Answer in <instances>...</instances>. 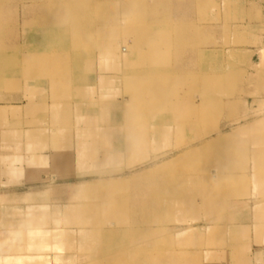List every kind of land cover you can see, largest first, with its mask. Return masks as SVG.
I'll list each match as a JSON object with an SVG mask.
<instances>
[{
	"label": "rangeland",
	"instance_id": "obj_1",
	"mask_svg": "<svg viewBox=\"0 0 264 264\" xmlns=\"http://www.w3.org/2000/svg\"><path fill=\"white\" fill-rule=\"evenodd\" d=\"M94 1L90 0V3ZM194 1L177 3L171 0L170 15L174 20L185 18L207 28L195 38L194 49L198 52L183 55L184 61L194 56L195 62H187L184 72L179 71L177 63L169 69L159 65L160 69L170 71L171 80L175 82V92L169 95L168 108L173 102L179 107L182 105L184 112L180 114L185 116L184 119L169 110H153L150 116V109L157 108V102H150L149 107L144 101L129 99L124 78L129 73L126 63L127 60L128 63L134 62L136 56L129 53L125 58L123 49L130 50L132 40L148 39L141 32L138 35L144 39L130 38L127 28L151 24L165 33L170 27L164 15H159L157 20L145 16L140 22L130 19L137 18L133 11L129 14L126 10L131 6L130 0L112 1L117 12H111L107 25L96 24L95 33L90 35L92 43L95 42L94 50L93 47L87 51L78 50L73 47L70 37L57 36V45L71 55L69 70L73 75L69 81L56 85L48 77L36 76L19 59L11 65L0 66V264H9L7 257H16L15 264H23L20 257H112L111 264H178L169 257L167 234H177L179 230L160 228L176 225L184 217L197 222L199 211L204 212L206 206L214 211L206 210L204 221L208 226H214L215 219L221 217L226 208L236 205L230 200L248 195L252 189L264 194V126L258 127L251 122L264 115L255 111L264 109V102L255 100L264 95L258 93L257 86L264 71V49L259 54L260 64L251 66L253 72L245 66L247 54L242 55V51L261 42L253 35L261 32L259 26L264 8L249 0H197L200 3L197 6ZM145 2L150 7L154 3L152 0H132L131 4L146 9ZM62 4L69 5V2L63 1ZM10 9L16 10V7ZM18 12L16 18L10 16L5 23L12 27L17 25L16 42L21 48V57L29 51L26 46L36 44L37 39L28 33L22 35L23 16L19 9ZM98 31H106L105 36L116 40V52L103 53L104 56H114V64H101ZM197 32H200L198 28ZM147 34L152 33L148 30ZM173 38L171 35L170 39ZM2 55L4 53H0ZM129 65L134 66V63ZM177 72L182 73L178 75L180 78ZM203 73L211 79H223L219 90L222 94L217 97L224 106L215 112L214 104H209L210 111H213L208 118L202 119L200 126L183 125L178 122L180 119L194 120L188 115L189 105L200 106L201 112L206 103L201 94ZM193 80L197 82L194 84ZM247 113L254 117H250V123L235 142L201 149L203 156L186 157L184 165L180 161L173 162L186 148H192L186 152L196 151L200 140L215 135L214 131H198L206 127L219 130L216 128L241 119ZM243 124L240 122L239 125ZM136 126L145 127L139 134L145 142L137 150L136 143H128V130ZM103 127H110V133L101 130ZM157 130L165 133H157ZM231 152L233 156L229 155ZM200 161L205 163L203 169L189 167ZM33 163L42 167L45 182L31 188H19L15 195L4 197L12 190L11 184H7L9 171ZM165 164L169 169L155 170ZM173 169H179L178 173L172 174ZM213 171L223 179L222 191L213 199L217 205L211 202L210 191L197 188V183L213 188L216 183L212 181ZM50 175L58 178V182H51ZM152 176L162 180L152 181ZM98 179L110 181L77 186L76 194L71 195L73 184H77L73 182ZM103 182H124L127 185L116 190L103 191V186L96 191L82 190ZM188 202L196 209L178 207L175 208L177 213L166 212L173 205H187ZM114 203L118 206L113 207ZM256 213L259 214L257 221L264 222V202L257 204ZM178 217L181 221L176 222ZM220 220L227 221L226 218ZM224 232L229 236L233 233L207 230L206 257H249V238L245 246L233 245L225 236L218 237L220 233L225 235ZM158 236L159 242L156 240ZM175 243V247L171 244L170 248L181 251L183 247ZM254 245L264 249L263 245L255 242ZM190 247L191 250L204 249L198 245ZM31 264L55 262L46 260L45 263L36 261Z\"/></svg>",
	"mask_w": 264,
	"mask_h": 264
},
{
	"label": "crops",
	"instance_id": "obj_2",
	"mask_svg": "<svg viewBox=\"0 0 264 264\" xmlns=\"http://www.w3.org/2000/svg\"><path fill=\"white\" fill-rule=\"evenodd\" d=\"M251 1L254 5H257L259 7L264 8V0H249ZM173 7V4H171L170 2V12L171 9ZM168 22H169V26H170V30H168V33H170L169 37H171V35H173L174 38L176 37H183L185 40H188L189 42H196L197 40L195 38L199 37L202 33L201 32H193L189 29L188 32H184L183 34H180L178 29L181 27H186V26H191L192 25V21L182 18V19H172L171 15L169 13V17H168ZM196 25V24H195ZM259 30L261 31L259 34H254V37H258L261 39V42L259 45L254 46V47H250L247 48L246 50L242 51V55H246L247 54V61H246V68L247 70L253 72V69L251 66L254 67L253 64H256L255 66H258L260 64L259 61V54L261 52L262 49H264V16L260 22V26H259ZM188 33V35H187ZM186 34V35H185ZM187 36V37H186ZM168 38V37H167ZM194 39V40H193ZM173 40V39H172ZM197 43V42H196ZM101 46V47H100ZM98 48H101V64L106 65L108 63L110 64H114L112 63V59H114V56L112 57V55L109 56H104L103 53L105 52H113L115 51L116 46L112 49L108 46V49L103 45H100ZM160 46L154 45L152 52H150L151 56L155 57V58H161L163 57V55H167L164 54V50H161L159 48ZM174 48V47H172ZM163 49V48H162ZM100 51V49H99ZM173 51V50H172ZM116 52V51H115ZM125 53V52H123ZM185 53H189V52H185ZM239 53V52H238ZM183 54V55H184ZM176 55H178V53L176 51L173 52V55L170 54V56H168V58L166 59V62H163V64L161 65L163 69H169V66L173 67L174 63L179 64V71H183L186 69V63L188 62V64H191L189 61H184L185 59L183 58V61H178V58H176ZM117 57V56H116ZM115 57V59H116ZM119 57V55H118ZM109 58V60H108ZM191 58V57H190ZM189 59V58H188ZM111 60V61H110ZM176 61V62H175ZM148 63V62H147ZM194 63V62H193ZM109 64V65H110ZM127 68H136L137 70L139 68H144L146 69V71H150L154 73V70H158L159 69V65L160 64H151L148 63L146 66H142L143 64L139 61H135L134 62V66H131L129 64L132 63H126ZM115 66V65H114ZM264 66V63H263ZM167 67V68H166ZM172 69V68H171ZM174 70V69H173ZM264 70V67H263ZM165 71V70H164ZM166 70L167 76L165 77H154L150 80L147 79H135V78H127L128 75H125L124 78L126 80V84H127V92L130 95L129 99H142L143 100H148L150 102H157V108L156 106H154L155 108L150 109L151 113L150 116H152V111L155 110L156 112L159 111H167L169 110L170 112L172 111L175 114H178V116H180V118L184 119V115L183 117L181 116V112H184L183 110V106L177 105L176 102H173V104L168 108V99H169V95L171 92H175V82L171 80L172 75H170ZM187 72V71H185ZM152 73V74H153ZM178 73V72H177ZM179 74L182 73H178L177 76ZM180 78V76H178ZM184 77H189L187 75H185ZM178 78V79H179ZM184 80L180 81L183 82ZM179 82V83H180ZM196 80H193L192 83H196ZM193 84V85H194ZM258 93L262 94L264 93V71L262 73V78L258 81ZM193 87V86H192ZM218 93H216V101L220 100L222 102V100L219 98L218 99ZM255 100L257 101H263L264 102V95L255 98ZM149 102V104H150ZM178 102V101H177ZM223 103V102H222ZM148 104V106L150 107V105ZM166 104V106H165ZM224 104V103H223ZM224 106V105H223ZM188 111V115L189 117L193 116L194 120H190L188 119V121H185L183 119H180V121H178L179 123L183 124V125H188V126H200L201 122L203 121L202 119H204L205 117H203V115H201L200 113V106H192L189 105L187 108ZM221 111V110H220ZM239 122V123H238ZM240 122H243V120L238 119V120H233L230 121L227 125L223 126L221 125L219 128V130H214V129H209L206 127V129L200 130L199 132H211L214 131L215 135L214 137L211 136V138H206L203 140H200L197 144V148L198 150L196 151H189L186 152V150L192 149L191 147L186 148V150H183L181 152L182 156L179 159L174 160L175 161H180V163H183L186 160V157H193L197 154H200L201 156H203L201 149H208V148H212V147H217V146H222L225 144H228L230 141L231 143L235 140L238 139V136L240 134L239 130H243V128H241ZM249 122V120H248ZM233 123L237 124V126H231ZM79 128V126H78ZM145 127H141V126H136L132 129H129L128 132L130 134V137H128V143L129 145H133V143H136V148L135 150L139 149L142 145V143H144L145 139L144 137H140L139 134H142L144 130H142ZM228 129L226 131H224V129ZM236 129V130H235ZM101 130H103L105 133H110V127L109 128H102ZM235 130V131H234ZM165 133V131L163 130H157V133ZM233 132V133H232ZM124 133H125V128H124ZM229 134V135H228ZM223 136H227L228 140L227 142H223V143H218L217 140H219L221 137ZM106 138V137H105ZM104 140V137H103ZM108 140V139H107ZM233 147H238L236 145H232ZM126 148V147H125ZM133 148V146H132ZM184 148V147H183ZM193 149H196V146H194ZM134 150V151H135ZM229 155L233 156V153H229ZM172 162V163H173ZM172 163H169V165H171ZM188 165V164H187ZM201 167L202 169L205 167V163L203 161H200L199 163H193L191 165H189V167ZM29 167V168H28ZM15 170H10L9 174H8V179H7V184H11L12 190L10 192H7L9 194H4L3 196L8 197L9 195H15L17 193V189L19 188H24V187H29L31 188L34 185H37L38 183H42L45 182V176L43 174H41L42 172V167L39 165H35L33 163V165H29V166H24L21 168H14ZM162 169H169L168 168V164L163 165L160 168H157L155 170H160L162 171ZM153 170V171H155ZM179 169H173V171L171 172L172 174H176L178 173ZM152 173V172H150ZM211 177H212V181L213 182H222L223 179H221L220 175H217L216 173L211 172ZM153 177V176H152ZM49 180L53 183L58 182V178L54 177V176H49ZM135 180V179H134ZM162 179H160L158 176H154L152 178V181H160ZM94 181H110L108 179H98V180H82L80 181H76L73 183H77V184H73L72 190H71V195L74 196L76 194V188L77 186H81L83 184H89L91 182ZM4 182L2 181L1 184H3ZM214 183V185L216 184ZM66 185H71V183H67ZM127 184H125L124 182H116V183H109V182H103V188L102 190H116V189H122L126 186ZM109 187V189H108ZM101 190V191H102ZM250 190V189H248ZM247 190V191H248ZM249 192V191H248ZM11 193V194H10ZM153 195V194H152ZM247 196V197H245ZM240 197H237L230 200V202H234L236 205L233 206H229L228 208H226V210L224 211L223 215L221 217H218L215 219V224L214 226H208L207 223L204 221V217H203V213H207V211L211 212L214 211L212 209H207L206 207H203V209H205V211H199V216H198V221L194 222L191 221L192 219H187V217H184L181 220L180 217H178L176 219V222H179L178 224H174V225H169L166 227H162L160 229H166V230H179V232L176 233H168L167 234V248L170 251V258L173 259V263L174 261L177 260L178 264H264V249L261 248H255L254 242L255 244H259L260 246L263 245L264 246V222H260L257 221V217H258V213H256V206L259 202H264V194L259 192V191H254L252 189V191L247 195ZM187 204V203H186ZM102 206H105V204H103ZM113 207L116 206V203H114L112 205ZM178 207H189L190 209H196V207L194 205H190L189 202L187 205H180V206H172L170 208H168V210L166 212H176V209H178ZM207 210V211H206ZM177 213V212H176ZM261 215V214H260ZM264 215V214H262ZM222 218H226L227 221H221L220 219ZM174 220V217L172 218ZM194 219V218H193ZM157 229L159 230V227H157ZM208 229H214V230H220L221 232L223 230L228 231H232V236L227 235L225 232V235L222 233H220V235H218V237H222L225 236V238H228L231 242H228L229 244H237V245H246V239L249 238V257H206V244H207V230ZM102 234V233H101ZM219 234V233H218ZM100 235V233H99ZM103 235V234H102ZM177 238V241L175 239V237ZM159 236L156 238V240L159 242ZM155 241V238H154ZM175 242H177V245H180L183 247V249H181V251H176L170 248V246H172L171 244H173V247H175ZM225 244V242H223ZM203 246L204 249H193L191 250L190 246ZM188 247V248H187ZM9 258V264H15V259L16 257H7ZM22 259V263L23 264H31L32 262H36V261H42L45 263L46 260H53L55 262V264H111L112 261V257H53L49 259V257H20ZM35 259L31 260L30 259ZM115 259L117 260H121V259H125L124 257H115ZM133 259V258H131ZM120 264V263H119ZM127 264V263H124Z\"/></svg>",
	"mask_w": 264,
	"mask_h": 264
},
{
	"label": "bare ground",
	"instance_id": "obj_3",
	"mask_svg": "<svg viewBox=\"0 0 264 264\" xmlns=\"http://www.w3.org/2000/svg\"><path fill=\"white\" fill-rule=\"evenodd\" d=\"M63 1H68L69 5L62 4ZM112 1L113 0H95L94 2L90 3V0H0V53H4V55L0 56V66L1 65H7V66L11 65L13 63H16V61L19 59L21 60V63L26 64L29 71L35 73L36 76L40 74L41 77L42 76L48 77L56 85L57 84L59 85L65 82L66 80L69 81L71 79V76L73 75L71 71L69 70L71 68L70 67L71 55L67 51L60 49V47L58 46L60 44L57 45V36L59 34H64L65 36H67V39L68 37H70L73 47L78 50L80 49V50L87 51V49L88 50L91 49L93 47V44L95 43L94 41L92 43V41L90 40L91 38L90 35L93 32L95 33L94 26L98 23H100L102 26L107 25L108 24L107 21L110 17L111 12L113 13L117 12L116 4L113 3ZM152 1H154V3L152 2L151 7L147 4V2H145L144 5L146 9H142V8L139 9L135 5L136 2L133 5L131 4L132 0H130L131 6H129L128 9L126 10L129 14H131V11H133L132 14L134 16H137V18L135 17V18H130V19H134L135 21L140 22L143 20L142 19L143 17L149 16L151 20H154V19L157 20L160 18L159 15H164V16H167V20H168L169 13H170L171 0H152ZM184 1L186 0H175V2L177 3L184 2ZM196 1L197 0H195L193 4L197 6L200 3L198 4V2ZM15 4H19L20 6L18 5L16 6ZM13 6L16 7V10L10 9ZM18 9L19 11H21V16H23V19L21 22V26L23 29L22 35H25L26 33H28L30 35H34L37 39L36 44H30L29 46H26V49H28L29 51H27V53H25L21 57H19V54L21 53L20 52L21 48L17 44L18 41L16 42V38H17L16 26L17 25L14 24V27H12L8 23H5L8 20L7 19L8 17L10 16L13 18L17 17V14L19 13ZM25 15H28L29 17L26 18ZM43 18H45V20H43ZM90 20H94V21H90ZM38 21H43L45 22V24L44 23L41 24ZM90 22H93V24H90ZM141 25H144V24H141ZM90 26H92L93 28H90ZM197 28L199 29L201 33L207 31V28H202L201 25L200 26L195 25V23H192L191 26L181 27L178 29V31L180 34H183L184 32H188L189 29L193 32H196ZM114 29L116 30L117 27H114ZM170 29L171 28L168 27V30ZM115 30L113 31V33L115 32ZM148 30L151 31L152 33L151 35L147 34ZM168 30L164 33V31L161 28H155V26L151 24L149 26H145V25L141 26V28L140 26H132L131 28L130 27L127 28V32L130 38L135 37L137 39H144L143 37L138 35V32H141L142 36L145 35L148 40L147 41L142 40L139 42H137L136 40H132V43H131L132 45L129 46L130 50H126L127 47L123 49L125 52L124 53L125 58L127 57L129 53H132L133 56H136V59L134 60V62L139 61L143 64L142 66H146L148 63L162 65L163 62H166V59L168 58V56H170V54L173 55L174 51L178 53V55H176V58H178V61H183L182 57H183L184 51L189 52V53L191 52L196 53V51L198 52V50L194 49L197 44L196 42H192V41L189 42L188 40H185L183 37H176V38H173V40H171L169 37L171 32L168 33ZM105 33L106 31L99 32L97 39L98 41L100 40L99 41L101 42L100 45H103L104 48L106 47L108 49V46H109L110 48L113 49L117 45L116 40L110 37L108 38L107 36H105ZM152 35H154V38H150L152 37ZM34 36L32 37L34 38ZM21 44L22 43H20V45ZM157 44L158 46H160L159 48L161 50H164V54H167V55H163V57L161 58H155L151 56L150 52H152L154 45H157ZM93 50H94V47H93ZM10 51L12 53L9 54L8 52ZM77 56H80V55H77ZM193 59H194V56L193 57L191 56V58L189 57L188 61L190 63H193L195 62ZM196 61H198V59ZM134 62L130 61L129 63H134ZM128 69H129L128 71L129 78L150 80L154 77L167 76L166 71L160 68L158 70H154V73L150 71H146V69L144 68L142 69L139 68L138 70L136 68H128ZM77 71L79 72V70ZM211 78H209L208 75H204L201 81V94L206 103L205 105L203 104L202 111L200 114L206 118H208L209 114H211L213 111V110L210 111L211 106L209 104H212V103L214 104L213 109L215 112L217 110H221V108L224 105L220 100L216 101V93L218 94L220 93L219 90L222 87L223 79L222 78L211 79ZM226 83H224V85ZM213 94L214 96H211ZM137 100L142 101V102L144 101L145 103H147V105L150 102L149 99L143 100V98L142 99L137 98L134 101L137 102ZM255 111L261 114L264 113V109H260V108ZM245 115L246 116L241 118V120H243V123H244L243 125L240 126L241 128L248 126V124L250 123L248 122V120L250 119V117L252 116L254 117V115H250V113H247ZM130 117L135 118L133 116H130ZM251 122H253V125H256L258 127H263L264 126V115L262 117H257ZM231 126H237V124L233 123ZM240 131L242 130L240 129L239 132ZM217 141L218 143H223L224 141L227 142L229 140L227 136H223ZM262 168H263V164H262ZM102 185L103 183L94 184V185L82 188V190L96 191V190H99V187L101 188ZM200 186L201 185L197 183V188H199L200 190L205 191V192H207V190L210 191L209 196H212L210 197L212 198L210 200L211 202L213 201L215 205H217V201L215 202L213 199L217 197V194L218 193L220 194V192L222 191L223 187L221 185V182H218L215 185H213V188H212V185L209 188L204 187V184L201 187ZM28 198H31V197L29 196ZM205 199L208 202V199L207 198Z\"/></svg>",
	"mask_w": 264,
	"mask_h": 264
}]
</instances>
